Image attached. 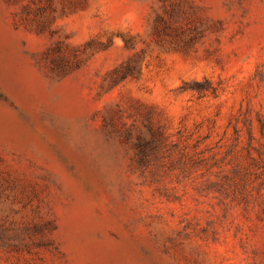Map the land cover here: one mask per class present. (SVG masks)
Here are the masks:
<instances>
[{
	"label": "rangeland",
	"instance_id": "rangeland-1",
	"mask_svg": "<svg viewBox=\"0 0 264 264\" xmlns=\"http://www.w3.org/2000/svg\"><path fill=\"white\" fill-rule=\"evenodd\" d=\"M0 264H264V0H0Z\"/></svg>",
	"mask_w": 264,
	"mask_h": 264
}]
</instances>
